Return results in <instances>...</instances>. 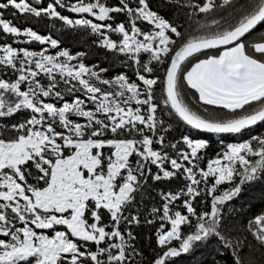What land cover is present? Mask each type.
Wrapping results in <instances>:
<instances>
[{"label":"snow or ice","instance_id":"6c2138e0","mask_svg":"<svg viewBox=\"0 0 264 264\" xmlns=\"http://www.w3.org/2000/svg\"><path fill=\"white\" fill-rule=\"evenodd\" d=\"M5 12L92 37L110 66ZM0 31V264L264 257L245 199L264 185V0H0ZM200 133L235 142L209 158Z\"/></svg>","mask_w":264,"mask_h":264},{"label":"trees","instance_id":"16d2710c","mask_svg":"<svg viewBox=\"0 0 264 264\" xmlns=\"http://www.w3.org/2000/svg\"><path fill=\"white\" fill-rule=\"evenodd\" d=\"M46 4V3H45ZM63 14L67 15H74L71 13H68L67 11H64ZM5 17L8 19H12L15 24L18 26H31L34 30L40 32L41 34H49L51 33L54 38L59 36L62 40L61 47H67L72 53L76 52H84L86 55L84 56V62L86 64H99L103 67H109L111 57L109 56L106 58L105 56V50L103 48H100L98 45L92 43V37H78L75 33H66L63 31H57V29L60 28V22L57 21H49V20H39L36 21L32 17H26V16H13L11 12H5ZM55 25V26H54ZM4 38V34L2 31H0V43H2ZM257 38V37H253ZM9 39H11L9 37ZM14 46H16L14 44ZM30 47L32 49H38L40 48V45L36 42L30 44V45H23ZM115 68H119L125 72H128L129 75H131V70L124 67L123 65L117 63L114 66ZM194 91V90H192ZM187 131V128L184 125H180L178 127H174L172 130V135L175 136L177 139H179L180 135L185 133ZM255 132H261L264 131V128L257 127L254 130ZM193 135H196L195 130L192 131ZM202 138H209L210 139V146L207 149V157H214L217 152L221 150L223 145H221L220 141L223 139L226 143L227 142H235V140L227 135L222 136H216L213 134H207V133H200L199 134ZM206 166V161H205ZM161 187L167 188L168 185L162 184ZM175 187V185H173ZM264 189V185H256L254 188H248L246 189V200H251L254 211H259L260 208L264 207V201H261L260 199V192ZM153 196H155V192L152 193ZM156 201H159V197H156ZM151 204L149 203V207ZM143 211V209H142ZM134 231L138 235V240L136 241L137 245L142 247L145 251V253L150 254V249L147 247L148 245V237L152 235L147 226L134 228ZM249 240H252L253 243L255 241L252 239V237H249ZM255 257L257 260V264H264V257L260 255L259 252L255 253ZM211 257L208 256V253L206 251L202 252L201 250H196L192 253L182 255L179 258H176V264H201L202 261L207 260V264H211ZM225 264H230V258L225 260Z\"/></svg>","mask_w":264,"mask_h":264},{"label":"rangeland","instance_id":"374dc122","mask_svg":"<svg viewBox=\"0 0 264 264\" xmlns=\"http://www.w3.org/2000/svg\"><path fill=\"white\" fill-rule=\"evenodd\" d=\"M48 2V0H45V3H47ZM4 39V38H3ZM1 41H3V40H1ZM42 47H48L47 45H40V48H42ZM40 48H38V49H35V50H39ZM50 51H52V52H54L55 50H52V49H49ZM73 54H75V53H73ZM90 65H92V64H90Z\"/></svg>","mask_w":264,"mask_h":264},{"label":"water","instance_id":"95a60500","mask_svg":"<svg viewBox=\"0 0 264 264\" xmlns=\"http://www.w3.org/2000/svg\"><path fill=\"white\" fill-rule=\"evenodd\" d=\"M208 134V133H207ZM226 135V134H225Z\"/></svg>","mask_w":264,"mask_h":264}]
</instances>
